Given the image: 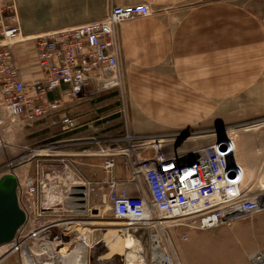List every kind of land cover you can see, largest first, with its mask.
I'll use <instances>...</instances> for the list:
<instances>
[{
	"label": "crops",
	"instance_id": "crops-1",
	"mask_svg": "<svg viewBox=\"0 0 264 264\" xmlns=\"http://www.w3.org/2000/svg\"><path fill=\"white\" fill-rule=\"evenodd\" d=\"M142 2L149 6V16L115 26L118 63L121 74H126L130 126L135 131H153L159 121L200 120L206 108L218 110L227 101L235 108L242 102L244 111H264V0H69L67 7L57 9L61 19L53 27L31 29L58 30L101 20L112 6ZM15 3L19 15L20 0ZM34 46L21 41L13 46L15 63L25 82L41 77ZM98 93L88 86L79 96L62 98L44 117L25 123L26 133L43 136L41 140L53 144L44 154L51 160L63 154L85 155L90 165L83 171L87 179L106 176L104 162L112 159L111 173L120 185L131 195L144 192L145 181L136 164L153 152L132 162L127 150L115 141L106 140L105 144L95 136L83 135H100L118 125L113 110L94 103L108 100L112 93ZM58 96V90L48 94L49 99ZM63 117L74 125L67 127L61 122ZM238 142L235 158L245 176H250L255 149L249 138ZM76 145L82 146L76 149ZM246 184L250 185L248 181ZM98 193L106 196L105 190ZM129 249L124 251V264H136Z\"/></svg>",
	"mask_w": 264,
	"mask_h": 264
},
{
	"label": "built area",
	"instance_id": "built-area-1",
	"mask_svg": "<svg viewBox=\"0 0 264 264\" xmlns=\"http://www.w3.org/2000/svg\"><path fill=\"white\" fill-rule=\"evenodd\" d=\"M149 15V6L143 2L115 5L101 20L35 37V60L41 77L25 82L13 53L21 32L17 6L15 0H0V92L9 120L30 124L58 106L62 98L79 96L88 86L96 91L118 86L121 83L120 48L115 26ZM53 90H58L59 96L49 99L48 94ZM61 122L67 127L74 125L68 117H63ZM223 134L224 139L219 142L213 139L211 143L174 154L164 152L155 141L152 156L136 164L146 186L144 192L136 195L129 194L120 185L111 173L114 161L107 159L104 162L107 175L83 180V195L105 190L112 215L124 220L128 227L136 228L155 227L160 223L158 215H162L189 220L193 228L205 230L263 211L264 186H259L260 191H253V184H246L245 170L235 158L236 136ZM15 176L18 203L26 218L13 240L0 248L7 246L6 252H18L21 264H62L61 259L79 246H84L87 252L90 245L82 240L76 242L78 247L72 252L60 253L53 245L47 246L44 239L53 226L34 222V215L30 214L36 202L39 203L43 179L26 175L20 180ZM150 240L151 260L152 253L160 250L158 264H175L170 253L161 248L156 235L151 234ZM36 248L40 250L37 254ZM248 264H264V246L249 255Z\"/></svg>",
	"mask_w": 264,
	"mask_h": 264
},
{
	"label": "rangeland",
	"instance_id": "rangeland-1",
	"mask_svg": "<svg viewBox=\"0 0 264 264\" xmlns=\"http://www.w3.org/2000/svg\"><path fill=\"white\" fill-rule=\"evenodd\" d=\"M20 3L18 18L21 32L17 41L33 46L34 37L48 35L54 30L31 28L53 27L61 19L57 9L67 7L69 0H20ZM120 75L121 83L118 86L98 93L111 92V98L94 102L101 109L115 112L118 116V122L115 123L117 127H109V131H101L100 135L85 133L84 136H95L103 143L106 140L115 141L117 146L127 150L132 162L137 157L148 156L155 141L164 152L174 154L211 143L219 131L235 135L236 142L249 138L257 162L254 160V172L245 176V180L247 177L246 182L253 184V191H260L259 186H264V111H244L242 102H238L235 108L234 104L229 105L231 103L227 101L221 109L211 111L206 108L205 117L200 120L173 124L159 121L153 131H135L130 126L126 74ZM24 126L25 122L9 120L0 95V176L13 172L20 180L26 175H37L43 179L39 203L36 202L30 214L34 215V222L38 220L41 224L53 226L44 241L60 253L72 252L77 248L76 242L81 241V234L89 242L86 254L92 257V264L96 261V264H124L123 249L127 250L126 243L135 245L140 260L143 259L142 264H154L151 260V234L156 235L161 248L170 253L175 264H248L249 255L264 246V210L203 230L190 226L189 220L162 215H158L160 223L155 227H128L124 220L112 215L109 201L106 196L99 195L100 190L86 193L82 208H72L69 206L72 200L68 193L73 186L82 187L81 182L87 179L83 171L86 166H90L87 164L88 158L85 155L63 154L58 155L55 161L51 160V156L49 159L44 154L52 149L53 144L47 139L41 140L43 136L28 135ZM81 146L76 145V149ZM99 156L102 158V155ZM182 234L186 237L182 238ZM4 248L7 246L0 248L1 263L21 264L18 252H6ZM39 251L36 248V254Z\"/></svg>",
	"mask_w": 264,
	"mask_h": 264
},
{
	"label": "water",
	"instance_id": "water-1",
	"mask_svg": "<svg viewBox=\"0 0 264 264\" xmlns=\"http://www.w3.org/2000/svg\"><path fill=\"white\" fill-rule=\"evenodd\" d=\"M215 139L217 142L224 139L223 132H217ZM16 189L17 178L13 172L0 176V246L11 242L17 229L25 222L26 215L19 206Z\"/></svg>",
	"mask_w": 264,
	"mask_h": 264
},
{
	"label": "bare ground",
	"instance_id": "bare-ground-1",
	"mask_svg": "<svg viewBox=\"0 0 264 264\" xmlns=\"http://www.w3.org/2000/svg\"><path fill=\"white\" fill-rule=\"evenodd\" d=\"M84 189L80 186H73V189L71 190L69 194V197L71 198L72 202L71 204L69 205L70 207L74 208V209H80L82 208L84 205ZM67 204V203H66ZM126 225H128L126 223ZM87 232V231H86ZM85 233V232H84ZM82 242H85L87 244H89V242L87 241L86 237L82 236ZM126 247L130 248L129 249V252H130V256L131 258L136 262V264H142L141 261L143 260H140V256H138V249L135 247L134 244H131V243H126L125 244ZM126 249H123V252L125 251ZM160 250H155L153 253H152V256H153V262L154 264H158L159 263V257H160ZM124 254V253H123ZM88 258L86 256V252H85V249H84V246H79L78 249H76L74 251V253L70 254V255H65L61 261H62V264H87L88 263ZM139 262H137V261Z\"/></svg>",
	"mask_w": 264,
	"mask_h": 264
}]
</instances>
